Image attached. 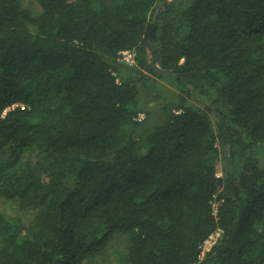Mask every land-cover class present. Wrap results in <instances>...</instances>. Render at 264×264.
<instances>
[{"label": "trees", "instance_id": "16d2710c", "mask_svg": "<svg viewBox=\"0 0 264 264\" xmlns=\"http://www.w3.org/2000/svg\"><path fill=\"white\" fill-rule=\"evenodd\" d=\"M36 1L0 0V264H264V0Z\"/></svg>", "mask_w": 264, "mask_h": 264}, {"label": "rangeland", "instance_id": "374dc122", "mask_svg": "<svg viewBox=\"0 0 264 264\" xmlns=\"http://www.w3.org/2000/svg\"><path fill=\"white\" fill-rule=\"evenodd\" d=\"M25 6H30L36 11H40L41 7L36 0H23ZM128 64L126 62H123ZM140 90H141V106L144 109H148L150 107L157 106L159 103L176 99L180 93L184 90L183 85H181L172 75H162V76H150L149 79H146V82H140ZM144 115L145 113L142 112ZM221 155L218 163V173L219 175L224 174V169L229 167L227 163V159L225 157L224 148L220 147ZM227 151V149L225 150ZM229 152V151H228ZM227 152V153H228ZM28 156L32 158V160H36L37 151L27 152ZM257 159L260 161L261 166L264 167V147L259 146L256 148L254 152ZM242 158L241 156H236L230 164V167L234 173H237L241 168ZM0 207L1 209L9 215H21L22 218L27 220L30 218L32 212L22 210L18 202L14 200H7L0 197ZM127 239L126 236L117 235L113 238L111 244V252L109 254L108 262H102L99 257L101 264H118V259L116 258L117 253H122L126 250ZM207 255V254H206ZM206 257V256H205ZM203 257V258H205ZM99 263V264H100ZM69 264V263H67Z\"/></svg>", "mask_w": 264, "mask_h": 264}, {"label": "built area", "instance_id": "2783aa9c", "mask_svg": "<svg viewBox=\"0 0 264 264\" xmlns=\"http://www.w3.org/2000/svg\"><path fill=\"white\" fill-rule=\"evenodd\" d=\"M119 60L128 64H134L135 52L131 50H125L121 53ZM143 117L144 114L140 113L138 119L141 120ZM222 235L223 230L219 228L209 236V238L202 245L201 259H204L203 257H205L206 254L212 249V247L221 239Z\"/></svg>", "mask_w": 264, "mask_h": 264}]
</instances>
